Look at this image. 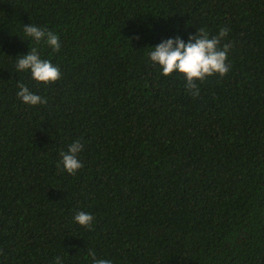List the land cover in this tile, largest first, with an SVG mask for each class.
Returning a JSON list of instances; mask_svg holds the SVG:
<instances>
[{"label":"trees","instance_id":"1","mask_svg":"<svg viewBox=\"0 0 264 264\" xmlns=\"http://www.w3.org/2000/svg\"><path fill=\"white\" fill-rule=\"evenodd\" d=\"M61 48L26 41L25 24ZM227 35L229 71L162 75L146 53ZM35 47L48 84L16 70ZM23 82L46 103L16 95ZM80 140L83 166L61 153ZM90 212V227L74 221ZM264 264V0H0V264Z\"/></svg>","mask_w":264,"mask_h":264},{"label":"clouds","instance_id":"2","mask_svg":"<svg viewBox=\"0 0 264 264\" xmlns=\"http://www.w3.org/2000/svg\"><path fill=\"white\" fill-rule=\"evenodd\" d=\"M23 31L28 39L26 41L39 43L44 41L54 51L61 48L58 34L35 24H25ZM228 29L221 28L216 35H209L206 30H197L195 34H190L185 40L183 36H170L162 39L158 44L151 46L146 53L153 65H158L162 75H170L173 72L183 74L186 88L192 95H198L199 89L196 81L204 80L213 74L225 75L230 68L228 64V46L221 47V40ZM28 53L17 55L16 70L18 72H28L31 78L37 82L45 84L55 82L60 78L61 72L57 65L49 59L41 57L35 47H30ZM16 95L25 104L35 106L46 103V100L38 93L32 91L26 84L20 82ZM84 145L80 140L71 142L67 150L61 153L59 162L63 169L70 174H75L82 166L79 153ZM74 221L82 226L90 227L93 216L90 212L79 211L74 216ZM93 257V264H113V261L105 258H95V253H90ZM54 264H64L62 257L57 256Z\"/></svg>","mask_w":264,"mask_h":264}]
</instances>
